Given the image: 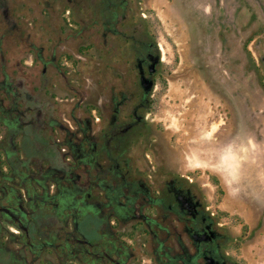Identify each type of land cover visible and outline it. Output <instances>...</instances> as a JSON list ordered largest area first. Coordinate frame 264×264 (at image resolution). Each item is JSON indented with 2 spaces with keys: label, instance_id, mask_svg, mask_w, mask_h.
I'll use <instances>...</instances> for the list:
<instances>
[{
  "label": "flooded vegetation",
  "instance_id": "af4514ba",
  "mask_svg": "<svg viewBox=\"0 0 264 264\" xmlns=\"http://www.w3.org/2000/svg\"><path fill=\"white\" fill-rule=\"evenodd\" d=\"M178 1L264 123V0ZM160 39L145 0H0V264H244L156 117Z\"/></svg>",
  "mask_w": 264,
  "mask_h": 264
},
{
  "label": "rangeland",
  "instance_id": "374dc122",
  "mask_svg": "<svg viewBox=\"0 0 264 264\" xmlns=\"http://www.w3.org/2000/svg\"><path fill=\"white\" fill-rule=\"evenodd\" d=\"M145 2L152 7L162 54L170 66L157 87L156 117L165 123L174 161L183 164L184 172L195 174L220 220L227 222L233 238H239L244 264H264V218L249 189L251 185L253 194L264 195L261 112L237 111V102L203 59L197 35L200 25L187 19L184 4ZM214 66L231 83L218 57ZM237 93L245 103L242 93Z\"/></svg>",
  "mask_w": 264,
  "mask_h": 264
},
{
  "label": "trees",
  "instance_id": "16d2710c",
  "mask_svg": "<svg viewBox=\"0 0 264 264\" xmlns=\"http://www.w3.org/2000/svg\"><path fill=\"white\" fill-rule=\"evenodd\" d=\"M214 183H218L216 180H214Z\"/></svg>",
  "mask_w": 264,
  "mask_h": 264
}]
</instances>
